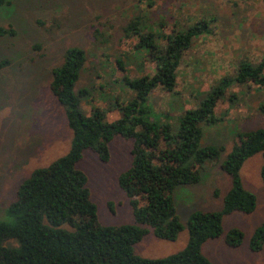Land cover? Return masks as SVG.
Returning <instances> with one entry per match:
<instances>
[{"label": "rangeland", "instance_id": "obj_1", "mask_svg": "<svg viewBox=\"0 0 264 264\" xmlns=\"http://www.w3.org/2000/svg\"><path fill=\"white\" fill-rule=\"evenodd\" d=\"M7 1L9 5L0 7V28L11 27L15 34L0 36V64L6 62L0 67V220L5 219L22 181L70 148L72 134L64 109L49 91L51 71L61 64L66 49L78 47L87 56L75 87L76 91L88 88L91 92L81 100V111L88 115L99 109L107 122L120 119L118 104L136 96L127 80L154 75V65L134 49L138 37H125L124 27L139 15H147L151 31L162 23L166 36L199 20L210 27L211 32L197 37L183 55L174 90L155 89L147 105L152 121L175 130L185 112L196 109L223 80H231L214 110L217 122L203 126V146L223 147L219 162L204 167L198 184L180 186L174 193L184 227L193 212L222 208L231 180L220 163L238 143L240 133L264 128V114L259 110L264 104V88L235 82L240 62L257 65L264 58V0ZM131 146L132 141L117 137L110 143L107 163L86 151L78 164L88 176L102 225L135 224L129 199L117 182L132 163ZM261 166L262 156L257 154L240 170L244 188L256 197L255 210L225 216L222 224L224 232L240 229L243 243L231 248L223 237L207 241L202 252L211 262L264 264V246L258 252L248 247L255 230L264 223ZM187 241L186 228L173 242L150 233L134 250L141 257L164 258L181 251Z\"/></svg>", "mask_w": 264, "mask_h": 264}, {"label": "trees", "instance_id": "obj_2", "mask_svg": "<svg viewBox=\"0 0 264 264\" xmlns=\"http://www.w3.org/2000/svg\"><path fill=\"white\" fill-rule=\"evenodd\" d=\"M9 4L0 0V7ZM146 17H134L124 33L126 38L138 37L134 49L144 53L155 73L127 80L136 96L126 104H118L122 114L117 121L107 122L99 109L88 115L80 109L81 100L91 95L88 88L75 90L87 60L84 50L66 49L61 64L52 69L49 91L64 109L72 134L70 148L47 167L32 171L18 186L5 219L0 220V264H216L202 252L207 241L223 237L231 248L243 243L240 229L224 232L222 224L225 216L250 214L256 208V197L244 188L240 170L248 159L261 154L260 178L264 186V128L240 133L238 143L220 163L231 180L222 208L195 211L184 227L177 215L174 193L180 186L198 184L204 167L219 162L223 147L203 146V126L217 122L214 110L231 80H223L196 109L185 112L175 130L169 124L152 121L147 105L151 93L159 87L167 92L174 90L183 55L197 37L211 31L207 22L199 20L166 36L162 23L151 31ZM14 34L11 27L0 28V36ZM117 62L122 69L121 61ZM235 82L264 88V58L257 65L240 62ZM259 110L264 114V104ZM117 137L132 141V163L117 182L129 199L135 224L105 226L99 222L88 176L78 164L86 151L107 163L110 143ZM185 228L188 241L181 251L164 258H145L135 253V245L150 233L173 242ZM248 244L252 252L262 249L264 223Z\"/></svg>", "mask_w": 264, "mask_h": 264}]
</instances>
